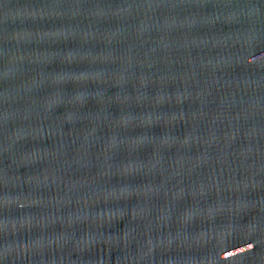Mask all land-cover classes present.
I'll return each instance as SVG.
<instances>
[{
    "label": "water",
    "instance_id": "95a60500",
    "mask_svg": "<svg viewBox=\"0 0 264 264\" xmlns=\"http://www.w3.org/2000/svg\"><path fill=\"white\" fill-rule=\"evenodd\" d=\"M0 264H264V0H0Z\"/></svg>",
    "mask_w": 264,
    "mask_h": 264
}]
</instances>
